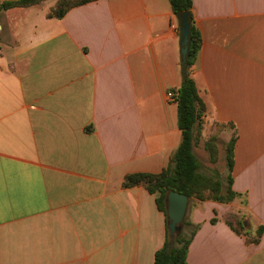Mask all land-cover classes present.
Segmentation results:
<instances>
[{
    "label": "crops",
    "instance_id": "1",
    "mask_svg": "<svg viewBox=\"0 0 264 264\" xmlns=\"http://www.w3.org/2000/svg\"><path fill=\"white\" fill-rule=\"evenodd\" d=\"M56 2L0 9V264H153L165 214L156 193L123 181L161 172L181 141L167 96L181 83L177 18L169 0H91L49 17ZM191 14L207 107L193 152L199 170L203 156L214 167L205 140L234 136L242 195L189 198L200 227L187 264H264V0H192ZM216 158L224 180L221 146Z\"/></svg>",
    "mask_w": 264,
    "mask_h": 264
},
{
    "label": "trees",
    "instance_id": "2",
    "mask_svg": "<svg viewBox=\"0 0 264 264\" xmlns=\"http://www.w3.org/2000/svg\"><path fill=\"white\" fill-rule=\"evenodd\" d=\"M42 0H13L0 2V9L11 7H26ZM91 0H57L47 13L49 17H61L72 6L86 3ZM174 14L190 11L192 0H169ZM201 46V36L190 18L189 41L185 54L180 53L181 83L175 89L177 97V126L181 131V141L173 153L169 165L159 173L137 172L127 174L123 186L144 184L150 193H156L157 207L165 214L166 237L163 246L154 253L153 264H187V251L189 244L200 227V224L184 218L179 233L173 238L168 229L165 197L168 191L185 194L188 198L197 200H214L228 203L242 194L232 190L233 181V147L235 138L232 136L224 145V157L227 167L225 179H220L218 174L206 175L199 170L198 159L193 152L195 140L201 129V117L205 112V103L199 96L195 81L192 77V66L196 60ZM185 58V61L183 59ZM209 141L205 143L211 160L216 159L217 150L211 148ZM224 181V182H223ZM225 184V185H223ZM245 203V199L243 200ZM232 217V216H231ZM228 218L227 223L232 221ZM240 220V219H239ZM237 220V223H242ZM215 218L211 219L214 223ZM263 232L260 226L255 236L250 240L257 243ZM172 243V244H171Z\"/></svg>",
    "mask_w": 264,
    "mask_h": 264
},
{
    "label": "water",
    "instance_id": "3",
    "mask_svg": "<svg viewBox=\"0 0 264 264\" xmlns=\"http://www.w3.org/2000/svg\"><path fill=\"white\" fill-rule=\"evenodd\" d=\"M175 16L179 27L180 53L184 55L189 41L191 12L182 11L176 13ZM183 61H185V58ZM165 202L168 229L171 236L174 238L181 229V224L186 215L189 198L185 194L176 191H168L166 193Z\"/></svg>",
    "mask_w": 264,
    "mask_h": 264
},
{
    "label": "rangeland",
    "instance_id": "4",
    "mask_svg": "<svg viewBox=\"0 0 264 264\" xmlns=\"http://www.w3.org/2000/svg\"><path fill=\"white\" fill-rule=\"evenodd\" d=\"M205 112L203 113V115H202V117H201V129H202V125H203V118H204V116L206 115V111H207V107H206V105H205ZM232 126V125H231ZM201 129H200V132H199V134H198V136H197V138H196V140H195V147L197 148V150L200 148L199 147V137H200V134H201ZM207 141H209V143H210V145L212 146L211 148L213 149V150H217L218 149V146H221L223 149H224V143L222 142V140L221 139H219V138H217V137H215L214 135H211V136H209L206 140H205V142H204V148H205V143L207 142ZM205 150L208 152V150L205 148ZM199 151V150H198ZM209 154V153H208ZM204 157V156H203ZM203 157H201L200 158V163H201V165H202V169L200 170L201 172H203L204 174H206V175H211V174H214L211 170H218V163L216 162V160H217V158L213 161V160H211V158H210V160H211V162H214V163H212L211 165H216V166H209V165H207V164H204V158ZM212 167V168H211ZM223 185H225V184H223ZM229 203V202H228ZM237 217L238 216H236L234 213H233V215H232V217H231V219H232V221H234L235 219H237ZM185 218H187L186 216H185ZM239 221H241V220H239ZM242 222V221H241ZM237 226H238V228H240V229H244V226L242 225V223H240V224H238L237 223Z\"/></svg>",
    "mask_w": 264,
    "mask_h": 264
},
{
    "label": "built area",
    "instance_id": "5",
    "mask_svg": "<svg viewBox=\"0 0 264 264\" xmlns=\"http://www.w3.org/2000/svg\"><path fill=\"white\" fill-rule=\"evenodd\" d=\"M167 96H168L169 99H171V100H173V101H175V102L177 101L176 92H175L174 89L169 90V91L167 92Z\"/></svg>",
    "mask_w": 264,
    "mask_h": 264
}]
</instances>
